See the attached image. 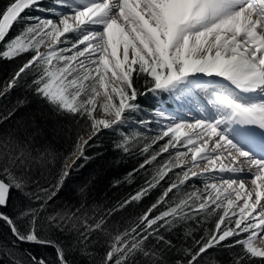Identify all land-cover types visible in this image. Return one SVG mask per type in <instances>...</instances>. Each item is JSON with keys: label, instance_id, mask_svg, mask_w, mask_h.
<instances>
[{"label": "snow or ice", "instance_id": "6c2138e0", "mask_svg": "<svg viewBox=\"0 0 264 264\" xmlns=\"http://www.w3.org/2000/svg\"><path fill=\"white\" fill-rule=\"evenodd\" d=\"M42 3L7 0L0 6V60L30 54L0 87V99L23 87L54 116L70 114L76 127L70 151L60 157L64 163L56 182L47 187L40 178L58 154L37 118L0 132V208L8 205L13 192L27 202L16 219L0 211V221L15 241L55 247L58 264H69L64 247L42 237L41 229L67 233L88 253L93 235L99 233L107 245L99 264H165L164 252L172 241L164 233L206 214L216 217L215 229L209 238L195 242V251L185 250L186 264H199L217 246L241 248L234 264H257L253 258L264 264V246L255 243L264 242V0H54L47 8ZM33 10L58 19L31 15ZM16 25L17 34L8 39ZM134 73L143 75L145 92L137 90ZM145 93L167 94L177 105V111L168 112L161 104L155 113L169 122L151 143L167 141L158 151L149 152L147 143L139 148L147 154L139 169L168 153L151 180L106 212H89L81 203L45 215L77 161L89 158L85 152L91 142L139 112L136 101ZM24 105L18 99L3 119ZM194 109L200 110L194 121L179 115ZM97 111L103 118L94 115ZM138 122L145 127L149 123ZM61 131L53 128V135ZM138 135H122L116 149L130 153ZM189 154L191 163L182 159ZM200 162L203 169L194 171ZM225 172L235 175L221 176L219 184L205 180L202 189L194 187L178 200L169 199L190 182ZM170 173L175 179L146 211L122 229L109 226L116 211L139 202ZM158 207L164 210L153 214ZM229 238L231 243L223 244ZM0 255L7 256L9 264H47L42 258L17 257L12 246L0 248Z\"/></svg>", "mask_w": 264, "mask_h": 264}, {"label": "trees", "instance_id": "16d2710c", "mask_svg": "<svg viewBox=\"0 0 264 264\" xmlns=\"http://www.w3.org/2000/svg\"><path fill=\"white\" fill-rule=\"evenodd\" d=\"M7 3V0H0V6ZM50 0H43L41 7L47 8ZM31 15H36L33 10ZM20 25H16L9 33L8 39L17 34ZM2 47V45H0ZM30 54H24L11 61L0 60V87L10 78L13 72L29 57ZM23 83V81H21ZM134 83L139 92H145V79L142 74L134 73ZM24 100V107L16 111V114L9 119H3L8 113L16 107L17 101ZM158 97L150 93L138 96L136 103L140 106L139 113H133L140 119L146 118L158 102ZM33 116L37 118L39 124L44 128L45 135L52 143L54 150L58 154L56 161L44 172L40 178V183L47 187L49 184H55L59 168L64 163L60 157L66 156L70 151L73 129L76 127V121L70 114L65 116H54L48 107L28 92L23 87L13 89L8 95L0 99V132L15 129L24 120H30ZM60 128L62 131L59 136L53 135V128ZM128 135H134L130 130H126ZM121 132L113 130H104L98 138L91 142V146L86 149L85 155L88 159H80L71 174L64 181L63 187L59 189L57 195L48 203L45 215L54 213L57 210L65 208L71 209L79 207L81 203H86V210L91 212H106L109 209L118 207L119 203L128 199L145 187V182L151 180L152 175L159 165L153 162L151 166L145 169H139L145 155L141 154L139 148L141 144L133 142L132 151L128 154L117 150L115 144L119 142ZM136 170V171H134ZM129 173L132 175L129 176ZM169 178L152 189L139 202H132L126 208L116 211L108 220L109 226L113 229H122L134 221L141 213L146 211L161 193L168 187ZM87 186L86 192L81 193L80 189ZM183 192H191L186 186L180 193L174 191L170 194V200L175 197L177 200L182 198ZM23 201L18 193L13 192L6 207L0 208L8 216L16 219V214ZM163 207H158L153 214L163 211ZM215 216L200 214L199 217L181 221L171 232H165L166 238L172 241V247L164 252L165 264H176L177 260L184 261L189 258L185 255L186 249L196 250V241L202 238H209L215 229ZM23 227V224H20ZM41 236L53 240L55 243L64 247L69 264H99L100 259L106 251L105 238L97 233L93 235L89 244L90 253L83 251L74 242L73 238L67 233L50 231L46 228L41 229ZM233 238L223 244L231 243ZM12 246L16 250V256L23 260H30L31 257L44 259L47 264H58L55 247L41 245L39 243L15 241L8 226L0 221V248L7 249ZM241 248L217 246L208 250L199 264H234V259L241 255ZM260 258H253L255 262ZM0 264H9L7 256L0 255Z\"/></svg>", "mask_w": 264, "mask_h": 264}, {"label": "rangeland", "instance_id": "374dc122", "mask_svg": "<svg viewBox=\"0 0 264 264\" xmlns=\"http://www.w3.org/2000/svg\"><path fill=\"white\" fill-rule=\"evenodd\" d=\"M54 6V0H51V3L49 5V7H53ZM61 11H67L66 9H60ZM36 15L38 16H42V17H49V18H53V19H58V17H56L53 14L47 13V12H43V11H36ZM41 50H44L43 48ZM158 102H157V107L150 111L149 113H147V117L140 119V117L142 116V113L136 112L138 113V116L140 117H136V115H132L131 114V118L126 121V123L124 125L121 126V128L116 129L114 131L116 132H121L122 134L128 135L126 130H130V132L134 133V134H139L135 141L133 142H137L138 144H141V146H143L145 143H147L149 145V152H154V151H158L159 150V145L165 143L167 141V137L164 138V140H160L157 142V144L153 145L151 143L152 138L157 135L160 131V127L164 126L165 124H167L169 121L167 119L158 117L155 115L156 111L161 107V104H163V106L165 107V109H167L168 112H175L177 111V106L175 103H173V101L171 99L168 98L167 94H162L160 97H158ZM103 99L98 98V103H102ZM196 111L198 110L199 113V109H195ZM188 116H183L182 113H179L180 116H182L185 120L187 121H194L195 119L199 118V114L197 115H191L190 113H187ZM94 115L97 118H103V113L100 111H97L96 113H94ZM140 120H146L149 121L148 125L142 126L138 121ZM157 121H160V124H157ZM185 131V130H184ZM182 151L184 149H181ZM170 152L174 153L176 150L175 149H170ZM168 159V153L163 154V156L158 157V160L156 161L158 164H162L165 160ZM182 159H187L189 161V163H191V158H190V154L188 157H183ZM228 160H224V162H226ZM71 161H69L70 163ZM231 164V161H230ZM202 165V166H201ZM204 167V162H200L199 166L197 168H194L193 170L196 172H200L201 169H203ZM175 171H179V169H175ZM218 173H213L210 174L208 176H203L200 179H197L193 182H190L189 184L186 185V187L188 188V190L192 191L193 188H199L202 189L203 188V182L205 180H214L217 184L221 183V179L219 178V176L217 175ZM169 180L171 179H175L174 174L170 173L169 174ZM227 179V178H224ZM246 184L250 183V180L247 181V179L244 180ZM248 187V186H246ZM233 199H235V197H233ZM259 241V240H257ZM262 242V241H259Z\"/></svg>", "mask_w": 264, "mask_h": 264}, {"label": "bare ground", "instance_id": "6f19581e", "mask_svg": "<svg viewBox=\"0 0 264 264\" xmlns=\"http://www.w3.org/2000/svg\"><path fill=\"white\" fill-rule=\"evenodd\" d=\"M200 112V111H199ZM180 113H182L183 114V116H188V114L187 113H190L192 116L193 115H197V114H199L198 113V110L196 111L195 109L192 111V112H188V111H181ZM185 131H187V129H185ZM225 164H229L230 165V160H228V161H226V162H224ZM202 166V165H201ZM237 167H239V165H236ZM247 170V167L245 166V171ZM218 176H219V178L222 176L223 178H229V177H231V176H233V175H235V174H232V173H227V172H225V173H218L217 174ZM248 181V180H247ZM244 183H245V181H244ZM245 185L246 186H248L249 188L251 187V183H248V184H246L245 183ZM255 243L257 244V246H264V242H259V241H255Z\"/></svg>", "mask_w": 264, "mask_h": 264}, {"label": "water", "instance_id": "95a60500", "mask_svg": "<svg viewBox=\"0 0 264 264\" xmlns=\"http://www.w3.org/2000/svg\"><path fill=\"white\" fill-rule=\"evenodd\" d=\"M53 241V240H52Z\"/></svg>", "mask_w": 264, "mask_h": 264}]
</instances>
